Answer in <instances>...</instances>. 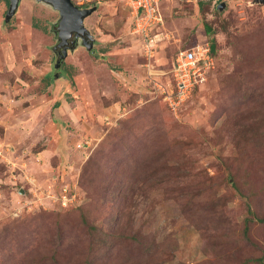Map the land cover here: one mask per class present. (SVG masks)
<instances>
[{
	"label": "rangeland",
	"instance_id": "1",
	"mask_svg": "<svg viewBox=\"0 0 264 264\" xmlns=\"http://www.w3.org/2000/svg\"><path fill=\"white\" fill-rule=\"evenodd\" d=\"M72 2L97 7L94 52L55 70L58 13L22 0L4 24L0 0V264L39 260L57 223L61 264H259L264 222L242 229L248 208L264 220V1L162 2L152 57L122 0ZM211 43L215 71L173 113L175 56Z\"/></svg>",
	"mask_w": 264,
	"mask_h": 264
},
{
	"label": "built area",
	"instance_id": "2",
	"mask_svg": "<svg viewBox=\"0 0 264 264\" xmlns=\"http://www.w3.org/2000/svg\"><path fill=\"white\" fill-rule=\"evenodd\" d=\"M131 16L132 33L139 36L143 41V50L149 57L153 56L158 43L159 34L152 33L161 23L159 3L162 0H122ZM189 4H196L198 0H178ZM207 1V0H206ZM150 64V63H149ZM149 66V65H148ZM215 69V60L211 54L210 47L196 46L186 50H180L173 62L171 77V89L160 87L164 95V101L169 109L176 110L186 103L195 93L196 87H202L208 81ZM63 195L61 204L65 207L68 197Z\"/></svg>",
	"mask_w": 264,
	"mask_h": 264
},
{
	"label": "water",
	"instance_id": "3",
	"mask_svg": "<svg viewBox=\"0 0 264 264\" xmlns=\"http://www.w3.org/2000/svg\"><path fill=\"white\" fill-rule=\"evenodd\" d=\"M22 0H8V9L5 13L4 23L10 22L11 18L15 15L19 3ZM42 3L59 15L58 21L55 28L53 29L54 34L57 37V45L53 47L54 55L57 57L54 69L57 70L64 62L67 57V49H63L62 53L57 56L56 50L67 46L68 41L73 37H81L82 46L88 51L93 52L94 39L90 35L89 31L84 27V20L89 17L93 12L96 11L97 7L93 6L89 9H80L74 5L72 0H35ZM264 1V0H263ZM225 8V4L221 3L218 6V10L222 11ZM212 34V33H211ZM56 78V76H55ZM21 193H24L22 190Z\"/></svg>",
	"mask_w": 264,
	"mask_h": 264
},
{
	"label": "trees",
	"instance_id": "4",
	"mask_svg": "<svg viewBox=\"0 0 264 264\" xmlns=\"http://www.w3.org/2000/svg\"><path fill=\"white\" fill-rule=\"evenodd\" d=\"M6 4H8V0H4ZM208 1H211V0H198L197 3H196V7L199 9L200 7H202L203 5L207 4ZM180 3H183V4H189V3H185V2H180ZM54 27H52V31H53ZM153 33V31H152ZM210 50H211V54L216 62V58L214 57V52H215V44L214 43H211L210 44ZM183 50H186V49H183ZM94 52V51H93ZM92 53V52H91ZM56 57V56H55ZM176 57V56H175ZM57 58V57H56ZM55 58V60H56ZM55 64V62H54ZM64 62L61 64V66L59 67V69L57 70H60L63 66ZM215 69H216V63H215ZM214 69V71H215ZM213 71V72H214ZM201 88V87H200ZM199 87H196L195 88V91H197L198 89H200ZM246 92H247V89H245V96H246ZM233 185L234 182H233ZM108 186V185H107ZM239 196L241 197H244V195L241 193L240 189H238L237 187V191H236ZM104 193H107L108 195L110 194L107 190H106V187L104 188ZM248 213L252 216L251 218L249 219H246L244 221V227L242 229V232L244 233V239L247 241L249 240L247 237H246V233L248 232L249 230V224H251V222L253 221H256L258 223H261V222H264L263 219H259L257 217H255L254 213L250 210V208H248ZM80 219L82 220V224L83 226L85 227L84 223L86 222V220L84 219V217H80ZM57 225L56 229H55V238L51 240L50 244L47 246V248L45 249V254L42 255L41 258H39V260H36L33 262V260L31 262L28 263L27 261V264H61L60 261H59V257H61L64 249H66V244L64 245V242H65V237H62V234L64 233V231H62L61 229V224H55ZM59 225V227H58ZM86 228V227H85ZM87 229V228H86ZM86 235L87 236H91L92 238H98L100 240V242L98 243V245L100 244H104L106 245V242L104 241V235L103 233L97 229V228H92V229H87L85 231ZM64 254V253H63ZM257 262L259 264H263L264 263V256L260 257L257 259Z\"/></svg>",
	"mask_w": 264,
	"mask_h": 264
},
{
	"label": "flooded vegetation",
	"instance_id": "5",
	"mask_svg": "<svg viewBox=\"0 0 264 264\" xmlns=\"http://www.w3.org/2000/svg\"><path fill=\"white\" fill-rule=\"evenodd\" d=\"M55 28V27H54ZM56 45H57V41H56ZM79 45H81L82 46V39H81V37H75V36H73L69 41H68V44H67V46H65V47H63V48H58L57 50H56V54H57V56L58 55H60L61 53H62V51H63V49H67V50H69V49H71V48H77ZM94 45V44H93ZM56 61V60H55Z\"/></svg>",
	"mask_w": 264,
	"mask_h": 264
},
{
	"label": "crops",
	"instance_id": "6",
	"mask_svg": "<svg viewBox=\"0 0 264 264\" xmlns=\"http://www.w3.org/2000/svg\"><path fill=\"white\" fill-rule=\"evenodd\" d=\"M174 0H162L160 3H165V4H163V7L162 8H166V7H168V5H170L172 2H173ZM159 3V4H160ZM169 3V4H168ZM180 3V2H179ZM97 10V9H96ZM160 12V15H161V18H162V21H163V17H162V11H159ZM94 13V12H93ZM5 17V16H4ZM131 22H132V20H131ZM5 24V23H4ZM8 24V23H7ZM53 34H54V31H53ZM55 35V34H54ZM56 41H57V37H56ZM94 44V43H93Z\"/></svg>",
	"mask_w": 264,
	"mask_h": 264
}]
</instances>
